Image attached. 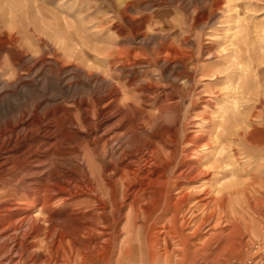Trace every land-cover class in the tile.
Returning a JSON list of instances; mask_svg holds the SVG:
<instances>
[{"label":"bare ground","instance_id":"bare-ground-1","mask_svg":"<svg viewBox=\"0 0 264 264\" xmlns=\"http://www.w3.org/2000/svg\"><path fill=\"white\" fill-rule=\"evenodd\" d=\"M10 1L11 12L2 5L0 14V77L8 75L0 79V92L7 102L12 95L33 102L7 106L21 119L6 127L9 133L20 126L25 132L4 139L5 150L18 158L0 173V264H214L243 253L246 233L237 224L243 218L232 214L245 207L256 211L248 235L263 239L264 127L252 112L262 84L260 64L246 65L257 33L243 12L237 8L233 34L226 38L230 49L211 70L200 65L201 54L186 48L185 38L175 44L164 33L181 32L183 22L161 11L140 13L141 0H103L105 9L91 18L88 4L75 0L81 14L73 16L57 0L60 10L50 16L55 22L32 20L28 3L22 18V3ZM194 1L207 18L223 2ZM34 4L37 11L45 8ZM148 4L162 8L163 1ZM38 23L53 32L40 31ZM52 61L73 64L81 83L65 84L64 75L61 92L44 98L37 86L54 87ZM36 70H44L41 79ZM196 76L224 84V96L210 94L222 96L218 119L203 114L210 121L198 129L189 121L197 98L186 86ZM0 105L5 108L4 101ZM169 112L175 113L170 123ZM228 137L245 144L230 158H248L220 174L223 155L211 147ZM68 156L81 162L53 168L54 160ZM240 172L246 177L240 179Z\"/></svg>","mask_w":264,"mask_h":264},{"label":"rangeland","instance_id":"rangeland-1","mask_svg":"<svg viewBox=\"0 0 264 264\" xmlns=\"http://www.w3.org/2000/svg\"><path fill=\"white\" fill-rule=\"evenodd\" d=\"M7 1H8V3L11 2L10 0H7ZM7 1L6 0L5 1L0 0V14L5 15L4 13L7 12V10L10 11ZM31 1H32V4H30ZM53 1H51L52 3L47 1L48 4H46V1L44 2L43 0L42 1L38 0L39 4H37V5H39V6L44 5L45 8L37 11V8L34 6L35 5L34 0H19L18 3L19 4L22 3L20 5L22 8V10H20L21 17L23 18V15H24L22 13V11H23L25 3H28L29 5H31V8H32L31 9V17H32L31 19L32 20H35L37 22L40 19H47V20H51L52 22H55V19H51L50 16L53 17L52 16L54 14L53 12H57V13L59 12L61 3H59L57 0L56 1L53 0ZM74 1L75 0H65V1L63 0V3H65V5H67L68 7H70V10H69V11H71L70 14L71 13L74 14V15L73 14H71V15L75 16L77 13H78L77 15H80L81 13L79 14L80 11H78L79 10L78 7H76V8L74 7V3H75ZM79 1L81 3L88 4V6L90 7L88 9V12H90V15L87 16L89 18L93 17L95 12L97 13V11H101V9L103 7H104L103 9H105V7H106L104 5L103 0H79ZM141 1H143V4H142V7L140 8V13L152 15V14H155V13L161 11V12H165L166 16L168 15L167 17L173 18L175 21H178V22H183V25L181 26V30H182L181 32L174 33V31H172V29H165L164 33L168 34V38L171 39L174 43L176 41H177L176 43H178L181 38H185L186 44H187V45H185L186 48H189V49L192 48L191 50H194L192 52V54L194 56L201 54L202 55V57L200 58L201 61H199L200 65H209L211 70H214L215 68L219 67V61L221 60L220 55H222L223 53H227L230 49L229 48L230 47L229 41L226 38H228V36L230 37V35L233 34V30H231L230 28L234 25V20H232V18L237 19L238 12L236 13V11H238V9H239V12H243L245 14L246 21L249 20L248 22L251 23V27L253 29H255L254 27H256V33H257V40L255 39V41H252L254 43L252 44V42H251L250 48H249L250 53L252 54V60L251 61L246 60V65H248L249 67H252L255 65V67L257 68L258 65H256V64H260L258 67V69L260 71V73L258 72V74L260 76H257V79H259L261 82L260 84H262V86H259V87L257 86L258 88L256 89V94H255L258 97V100H260V102L258 100L255 101V104H257L258 106L256 108L252 109V112L253 113L258 112L259 116L257 119L263 121L262 126L264 127V104H263L264 103V0H223V2L222 1L220 2L219 10H217V12L213 15L212 18H207L204 14L202 15L200 13V11L197 12V10L194 9V6H196V3L194 0H170V1L169 0H162L163 4L160 6L162 8H159L158 6H151V5L149 6V4H148V7L145 8V1L148 2L149 0H141ZM230 1H232V2L230 3ZM166 2H168V3H166ZM50 3H51V5H50ZM58 3H59V5H58ZM229 4H231V5H229ZM2 5L4 6V9L6 10L5 12L2 11V10H4ZM6 5H7L8 9L6 8ZM77 6H78V4H77ZM74 8H75V10H74ZM33 9H35V10H33ZM223 9H225L226 12L230 11V13L229 14L225 13V10H223ZM218 11H220V12H218ZM221 11H222V13H221ZM33 14H36V16H33ZM132 14L137 15L136 13H132ZM86 15H87V13H86ZM86 15H84V16L86 17ZM187 16H189V17H187ZM225 16H226V18H225ZM225 19H227V20H225ZM56 20H58V19H56ZM222 20H225V21L223 22ZM17 22L19 23V25H22L20 21H17ZM227 22H229L230 25ZM5 23L9 25V20L6 19ZM210 23H212V24H210ZM37 25H38V29L40 31L45 30L47 32H53L51 29H48L45 27L43 28L42 26L40 27L39 23ZM76 25H77V22L74 21V24L71 25V29L75 30ZM227 29L229 30V32ZM167 31H169V32H167ZM225 31L228 33V35H226L227 33ZM150 33L154 34V32H150ZM200 33H202V34H200ZM224 34H225V37H224ZM253 34H255V32ZM218 35H220V36H218ZM172 37H174V38H172ZM223 37H224V40L222 41ZM225 39H226V41H225ZM201 40H202V42H201ZM211 41H214V43ZM216 41H217V43H215ZM197 42L199 45H197ZM194 43H195V45H197V47L194 45ZM221 43H223V44H221ZM196 52H197V54H196ZM198 52H200V53H198ZM15 53H16V55L20 54L19 51L15 52ZM254 55L256 56V59L254 58L255 57ZM257 58H258V60H257ZM252 62L254 64H252ZM50 64L52 65L51 69H53V70L49 69L48 72H49L50 76H54V77H51V79L54 83V87L49 89L47 87H43L42 85L37 86L38 89L42 88L44 98H49L52 95L58 94L59 92H61V89H60V86H58V83L65 76L68 77V79L65 81V84H74L76 82L81 83L79 76L73 77L74 74L79 73V72L75 70V66L73 64H71L70 62H60L59 63V62H53L52 61V62H50ZM67 64H69V65H67ZM65 72H66V74H65ZM80 73H82V72H80ZM44 74H45L44 70L43 71L42 70H39V71L36 70L35 76H37L38 79L39 78L41 79V77H43ZM40 75H41V77H40ZM61 75H63V76H61ZM6 77L8 78V75H3L0 77V79H2V80L7 79ZM199 78H200L199 76H196L190 80H187L188 82H186V86L189 87L193 91L195 98H197L196 102L198 103V107L195 110H192L189 112V121L193 122L192 124L195 127V128L193 127L194 129H198V127L200 125L205 126L206 122L210 121L209 119L205 120L206 119L205 117H209L210 119L218 117V111H220L219 107H221L223 105L222 96H224L223 91L220 90L221 88L224 87V84H222L223 79H219L215 82L214 81L209 82V80H208L209 78H207V77L201 78L202 80L201 79L198 80ZM252 79H254V75L251 74V77H249L251 89L253 86L255 87V85H256V82ZM10 80L11 79H9V81ZM194 80L197 82H195ZM23 81L28 82L29 79L23 78ZM251 81H253V82L251 83ZM204 84H205V87H204ZM210 84H211V86H210ZM257 90H258V92H257ZM217 92L219 93V95H222V96H220L219 98H212L211 96L218 94ZM210 94H211V96H210ZM26 97L24 96V98H23L20 95H12L11 97L8 98L9 101L7 102L6 97H3V94L0 92V104L3 101L5 103V108H2V106L0 105V123H1L0 124V173H5L4 170L7 167H10L9 164L18 158L17 153H11V152H7L5 150L9 146H8V144H4V143L6 142L8 137L13 135V133H17L18 136H20L22 134V132H25V130H23L24 127L20 126V127H18L19 129L17 128L13 133L12 132L9 133V131L7 129L8 125L10 123H14V122L16 123L18 120H21V119H20V116L17 115L12 109L8 110L7 106L9 104L12 106L13 104L22 103V101L24 99H27ZM62 97L64 98V96H62ZM199 97H200V99H199ZM66 101H68V103H70L71 100H69V99L67 100V98H66ZM209 101H210V103H211L210 105L212 107L206 103ZM32 102L33 101H31L29 99L26 100V103H28V104L32 103ZM253 103L254 102L252 100H249L248 105L253 106ZM218 104L221 106H219ZM53 106L54 105L52 104V105H50V107L47 108L45 115L51 114V109ZM195 111H197V112H195ZM200 111H201V113H199ZM193 112L195 115L193 114ZM210 113H211V115H210ZM192 114H193V116H192ZM199 114H201L202 116ZM203 114H207V116L204 117ZM174 116H175V113L169 112L165 115V120L166 121L168 120L167 122L170 123L174 120ZM197 116L200 118H198ZM28 119L29 118H27L26 120H28ZM200 119H203L204 122H202L203 120H200ZM217 119L218 118H216L215 120H217ZM200 121H201V123H199ZM4 139H6V140H4ZM227 140L224 139V141H221L219 145L218 144H212V147H211V151L216 150L215 151V153L217 152L216 156L219 154L223 155L221 162L217 163L218 167L216 168V170L220 171L219 172L220 174H221V171L223 169H229L235 165H240L248 158V157L246 158L244 155L235 154V156L237 157V160L235 161L234 159H231L229 155L232 154L233 152L236 153L237 149H235V148H238V147H239L238 149H240L241 147L244 148L245 144L243 141L241 142V140H239L240 144H241V146H240L238 139L232 140L231 138L229 139V137H228ZM233 141L234 142L237 141V142L233 143ZM233 144H235V145H233ZM11 145L15 146L18 144H11ZM53 145H54V148L57 149V148H60L61 146H63L64 144H53ZM43 148L44 147L41 144L38 148V151L43 149ZM128 149H130V148L128 147ZM218 151H220V152H218ZM226 158H227V160H226ZM78 162H81V160L79 158L74 157V156H68V157H66V159H63V160H54L52 163V166L54 168V167H57L58 165H62V166H67L68 168H70L71 166H73L74 164H77ZM238 167H240V166H238ZM243 174H244V172H240V176H241L240 179H243L246 177ZM245 208L246 209L239 210L240 212L238 210H235V212L232 214V216H241L243 218L242 222L237 223L238 225L241 226V230L247 234V235L244 234V238H245L244 240H247L246 241L247 243L243 245V253L240 255H233V256L229 257L230 259L228 258L229 260L228 259L227 260H221L220 259L221 261L218 260V262L216 261L214 264H221V263H223V264H264V240H263L264 237H262L263 239H260L258 242H256V240H254L253 237H250V235H248V233H250V228H251L250 221L254 220L256 211L250 213L251 208H247V207H245ZM243 211L244 212L246 211L247 213H250V214H247L245 212L246 215H244ZM251 211H254V210H251ZM57 212H59V211H57ZM251 214H254V215H252L253 216L252 219L250 216ZM247 224H248V228H249L248 230H246ZM257 243H259V244H257Z\"/></svg>","mask_w":264,"mask_h":264}]
</instances>
